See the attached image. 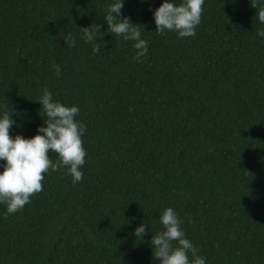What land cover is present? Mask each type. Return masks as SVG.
<instances>
[{"label":"trees","instance_id":"trees-1","mask_svg":"<svg viewBox=\"0 0 264 264\" xmlns=\"http://www.w3.org/2000/svg\"><path fill=\"white\" fill-rule=\"evenodd\" d=\"M114 2L0 0L9 135L31 139L46 126L44 88L78 106L86 125L81 182L68 166L49 168L23 209L5 215L0 202V264H160L151 238L167 208L205 264H264V0H204L196 35L184 38L155 31L164 0H124L121 17L148 42L143 62L133 41L107 29ZM93 23L105 35L89 43L80 28Z\"/></svg>","mask_w":264,"mask_h":264},{"label":"clouds","instance_id":"clouds-1","mask_svg":"<svg viewBox=\"0 0 264 264\" xmlns=\"http://www.w3.org/2000/svg\"><path fill=\"white\" fill-rule=\"evenodd\" d=\"M204 0H185L179 6H174L169 0H164L162 5L153 13L156 32L163 35L165 30L177 31L181 38L194 37L195 27L201 22V12ZM124 0H115L106 6L105 21L107 29L125 40L133 41L136 55L132 57L136 62H143V57L148 52V42L141 38L140 25L133 24L128 17H121ZM252 7L256 8L255 3ZM259 21L264 23V7L256 13ZM102 25L93 23L88 27L80 28L82 38L92 43L105 35L101 31ZM264 37V30L257 33ZM69 47L75 46V40L69 35L64 39ZM98 44V43H97ZM100 48L93 47V53L98 54ZM55 75H62L61 66L53 63ZM45 112L44 124L37 129L38 134L31 139L21 135L12 138L9 130L15 121L7 111L0 118V160L6 161L4 171L0 174V202L7 204V213L14 214L30 202V196L43 189L44 174L49 168L57 171L62 166L73 178V183L83 180L80 170L85 164L86 151L83 147L81 136L86 132V125L75 117L79 114L78 106H65L58 101H53L52 93L44 88L38 100ZM58 153L60 159L52 163L48 151ZM134 219V218H133ZM164 230L152 235L151 247L153 259L160 264H205L204 257L197 254V249L186 238L181 228L183 223L172 208L163 211L160 217ZM146 235V224H140L134 232L136 238ZM177 246L173 248L172 242ZM191 254L192 260H189Z\"/></svg>","mask_w":264,"mask_h":264}]
</instances>
